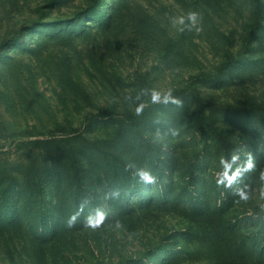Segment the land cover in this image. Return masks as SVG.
<instances>
[{
	"label": "rangeland",
	"instance_id": "374dc122",
	"mask_svg": "<svg viewBox=\"0 0 264 264\" xmlns=\"http://www.w3.org/2000/svg\"><path fill=\"white\" fill-rule=\"evenodd\" d=\"M0 264H264V0H0Z\"/></svg>",
	"mask_w": 264,
	"mask_h": 264
},
{
	"label": "clouds",
	"instance_id": "9594fccd",
	"mask_svg": "<svg viewBox=\"0 0 264 264\" xmlns=\"http://www.w3.org/2000/svg\"><path fill=\"white\" fill-rule=\"evenodd\" d=\"M157 98H158L157 95L154 94V95H153V99H157ZM175 102H179V101L177 100V101H175ZM138 174H139L140 179L143 180V181L146 182V183L154 182L155 179H156V177H155L154 175L151 174V170H150V169H140V170L138 171ZM95 215H96L97 220L99 221V220H102V219H103V215H104V214H103L102 211H99V210H98L97 213H96ZM75 218H76L75 216H72V217L69 219L68 223L71 225V224L74 222ZM88 223H89L91 226H96V225H93V224H92V218H91V217L89 218Z\"/></svg>",
	"mask_w": 264,
	"mask_h": 264
},
{
	"label": "trees",
	"instance_id": "16d2710c",
	"mask_svg": "<svg viewBox=\"0 0 264 264\" xmlns=\"http://www.w3.org/2000/svg\"><path fill=\"white\" fill-rule=\"evenodd\" d=\"M128 118L130 119L131 122H133V121H135L136 119H138L139 116H137V115H133V114H129V115H128Z\"/></svg>",
	"mask_w": 264,
	"mask_h": 264
}]
</instances>
